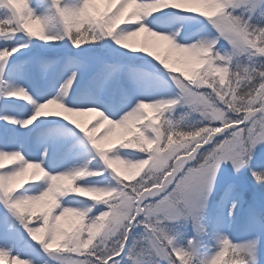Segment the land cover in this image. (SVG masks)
I'll use <instances>...</instances> for the list:
<instances>
[{
    "label": "snow or ice",
    "instance_id": "6c2138e0",
    "mask_svg": "<svg viewBox=\"0 0 264 264\" xmlns=\"http://www.w3.org/2000/svg\"><path fill=\"white\" fill-rule=\"evenodd\" d=\"M8 3L11 6L10 11L7 16H0V29L15 33V37L18 33H23L29 41L38 39L45 44L58 43L67 39L72 42L73 48L78 49L105 41L103 47L107 49L113 62H100L92 73L89 83H106L110 91L119 90L124 95V100L118 107L108 108L106 113L97 106L98 101L90 103L85 96H73L72 86L77 81L79 70L88 71L89 65L69 61L67 67L76 70H73L60 85L57 96L37 102L23 84H9V77L18 74L20 69L15 65L9 67L8 61L21 49L27 48L28 43L18 42L14 47L0 48V98L20 99L34 105L33 114L27 118L21 120L3 116L0 119L12 125L29 128L41 117H60L70 122L83 134L93 153L82 167L51 173L44 167L47 150L41 154L40 160H29L20 149L0 148V154L11 157L7 162L18 161L6 171H0V204L10 214L4 218L5 230L11 231L14 224L18 222L30 239L40 245L45 253L58 254L53 258L58 259L60 264H185V261L181 259L182 250L176 248L173 239L167 235V225L172 224L175 217L179 215L189 218L193 223L195 234L188 240L194 243L198 241L199 232L195 227V202L202 191L204 170L215 162L220 164L219 175L221 166L224 164L222 162L229 159L237 142L246 147L250 139L264 131V104L257 100L262 87L259 77L250 78L242 87L239 96L238 106L241 108L239 114L231 111L233 106L231 91L225 94L223 89L197 85V79L194 77L199 76V73L196 69L204 66L205 63L199 59L197 53L192 51L197 45L178 42L176 37L180 35V29L172 33L158 31L157 28L160 25L157 22L167 9H176L189 14L201 12L202 9L185 11L162 3L160 0H102L101 10L97 0H79L75 6L57 7L56 13L62 18L65 32L63 35H50L45 31L44 20L35 14L31 0H8ZM149 6L152 8L150 14L146 11ZM215 14L216 12L206 13L203 16L208 17L205 20L210 25L209 31L215 33L210 35L212 40L208 42L207 47L215 50L221 41H225L228 47L224 50L231 51L238 46V34L232 23L233 17L220 12L223 19L211 18ZM149 17H152L150 21ZM22 25L24 27H21ZM90 26L97 27L99 32L88 31ZM146 29L149 33L155 34L149 37L154 38L156 46L163 42L169 52L174 51L177 54V62H192L193 67L190 69L192 74H189V71L183 72V76L187 79L176 74L181 72V69L174 67L168 57L161 58L160 55L149 51L147 41L139 49L128 43L133 37L145 33ZM199 47L203 48L205 45L201 43ZM150 56L158 61L159 68L157 64L152 63L154 60L149 59ZM120 57L143 61L155 70L152 73H144L142 69H130L131 76L127 78L129 84L139 81L143 76H148L165 88L174 85L178 91L172 96L137 98L121 83L120 73L123 66L118 62ZM231 69L234 77L232 83L235 84L239 75L249 72L252 65L233 61ZM215 71L221 74L220 78H222L227 69L218 67ZM153 104L158 108L155 116L135 119L141 108ZM53 106L59 111L53 110ZM176 108L186 110L181 118L192 114L198 115L196 124L190 126L188 130H180L171 118L167 120V130H164L165 114H174ZM205 110L210 111L216 118L206 119ZM88 113L94 114L97 118L90 129L76 119ZM225 114H227V120L222 122L221 118ZM160 116H164L162 124L159 122ZM145 119H151V123L144 125L142 121ZM217 124L219 126H216ZM206 130L215 131L212 135H207ZM118 131L122 142L113 150L114 144L109 142ZM187 133L202 138L191 148L174 151L176 137ZM67 147L72 146L68 144ZM120 149H138L144 155L131 161L120 155ZM169 153L170 158L163 160V157ZM97 160L101 166L90 167L92 162ZM161 163L166 164V167L155 178L149 179L147 176L149 168ZM124 164L129 167L139 165L140 170L137 174L139 179L125 177L120 167ZM145 166H148L147 170L140 175ZM30 169H35L38 173L36 176L30 175V179L45 180L46 187L36 192L23 187L22 191L12 194L15 188L20 186V179L28 177ZM105 172H108L116 181L114 185L77 183L92 177L103 176ZM74 179L76 191L61 194V186H71ZM131 180L134 182H127ZM82 189L100 192L103 194V199L99 202L97 199H90L93 204L83 209L61 203V200L70 194L88 198L94 194L93 191L85 192L83 195L77 194ZM108 197L111 199H107ZM225 201L230 203L227 209L228 214L234 201L230 193H225ZM98 203L104 204V210L93 216L91 213ZM66 208L80 210L89 221L88 224L99 217L102 220H114L118 226L107 237L97 235L103 228V223L99 227L94 226L93 238H89L88 235L91 229L86 227L85 233L84 227L83 241L77 247H69L63 243V251H49L60 247L68 234L78 230L79 221L77 225L72 226L66 223L68 219V214L64 212ZM33 216H35V224L31 222ZM135 229H142V233L137 235ZM144 256L148 257L147 261L142 259ZM0 258H3L7 264H13L14 261L15 264H21V256L13 255L12 249L7 247H0ZM27 261L33 264L31 260L27 259Z\"/></svg>",
    "mask_w": 264,
    "mask_h": 264
},
{
    "label": "rangeland",
    "instance_id": "374dc122",
    "mask_svg": "<svg viewBox=\"0 0 264 264\" xmlns=\"http://www.w3.org/2000/svg\"><path fill=\"white\" fill-rule=\"evenodd\" d=\"M78 3L79 0H64V5L67 6H75ZM97 3L100 4L102 10V0H97ZM31 6L35 10V14L43 18L44 13L47 11L48 7H50V0H32ZM7 14L8 13L5 11H0V16H7ZM218 15H220V13H216L215 16L211 18H216ZM169 25L170 24L168 23L167 27H169ZM201 26V24L196 23V28H200ZM207 27L210 29V25L207 24ZM45 31L47 34L51 35H63L65 32V26L63 24L62 18H60L57 14L56 22L53 23L52 26H49V28L45 27ZM211 35H215V33L211 32ZM18 42H27L28 47L21 49L20 52L16 53V55L8 61L9 67L15 65L20 69L18 74L9 77V84L15 85L17 77H20L22 80L21 83L27 87L32 97H36L39 94L42 86H52L56 81L54 79V75L56 76V74L61 71L65 72L76 70L75 68L67 67L69 61H78L80 64L89 65L88 71H84L83 69L79 70L77 81L75 83V86L78 87V92L76 95L80 92L89 90L96 83H98H89V81L92 73L95 71V68L100 62H113L112 57L107 52V49L103 47L105 44V41L103 40L96 44L85 45L83 49H78L73 48L71 42L67 39L58 43L45 44L38 39L29 41L28 38L23 35V33H18L13 40L6 41L0 39V48L14 47ZM227 47L228 45L225 41H221V44L217 45V48L222 52ZM47 60L49 62L44 67L48 68H45L44 70L48 69L51 72L49 75H47V77L43 78L41 84L44 85H35V83H33L35 69L36 67H40V64L43 61ZM118 62L123 66L121 68L120 74H122L125 70H128L127 73L131 76L129 71L130 69H142L144 73H152L155 71L153 68L149 67L140 60H129L127 57H120ZM244 62L245 61L242 59L241 63L243 64ZM157 67L159 68L160 66L157 64ZM192 67L193 64L191 63L187 68L189 74H192L190 71ZM205 67L206 66L204 65L196 69V72L199 74L202 73ZM161 73H163L162 68ZM181 76L182 78L187 79V77H184L183 75ZM57 77H59L58 83L61 85L63 83V76L61 75ZM166 78L167 77L165 76V79ZM194 78L198 79L199 76H195ZM145 80H147L148 84H144ZM139 81H141L140 85L143 87V89H141L143 93L142 97L154 96L160 93L164 94V96H172L178 91L174 85H172L170 88H165L162 84H159L153 78L148 76H143ZM134 83H138V81ZM134 83L132 84L134 85ZM208 91H210V89ZM5 100L6 99L0 98V116L3 115L16 118V116H25L27 114L29 106H14V99H9L8 102H5ZM2 107H4L6 113L1 110ZM185 111L186 110L184 108H176L174 114L166 113L165 115L173 119L174 124H176L178 129L188 130L190 126L196 124V121L199 119V117L196 114H192L181 118ZM163 119L164 116L159 117L160 124H162ZM48 122H50L49 118L44 117V124H48ZM58 122V124L56 123L52 126H47L46 131L42 132H38L33 125L29 128H22L24 135L27 137V145L23 147V151L27 152L28 154H35L38 149L34 143L41 142L45 137H48V145H45L44 147L45 150L49 152L51 161L45 165L46 170L49 171L53 168L56 169L63 165L64 167H70V170L84 166L88 162L90 155L93 154L91 152V148H89L87 151V156H85L84 160L80 161L79 163H74L72 160V150L75 149L77 145H81L82 142L85 141L84 136L75 129L73 130L72 128H68L69 125H72L70 122L64 121L62 118H60ZM149 123H151V119H145L143 122L144 125ZM216 126L219 125L217 124ZM14 127L15 125L6 123L5 121L3 125L0 126V148H2L4 145V147H7L10 150L17 149V147L21 145V142L19 141L13 145L11 141L8 140V138H5V135H12ZM68 144H71L72 147H67ZM119 152L121 156H125L131 161H135L144 155L138 149H120ZM68 154L70 157H68ZM14 163H17V161L6 162L5 168L2 170L5 171L8 168L13 167ZM100 166L101 165L98 160L93 161L90 165L92 168H97ZM147 168L148 166H145V169L141 171L140 175H143ZM250 168L255 170L264 169V146L257 148L255 151L254 157L250 163ZM135 179H139V176L135 177ZM32 182L36 184H30ZM127 182L131 183L134 182V180ZM77 183H94L101 186L102 184L114 185L116 181L111 175H109L108 172H105L103 176L92 177L89 180H82L81 182L78 181ZM19 184L20 186L16 187L12 194L22 191L23 187H28L33 192L41 190L39 188L41 184L44 185V188L46 187L43 180L34 182L30 179L29 175L27 178H21ZM225 193H230L232 199L237 203L235 216L231 220L227 216V209L230 206V203L225 201ZM64 198L65 201L61 200V203L65 206L79 207L83 209L86 206L93 204L90 198L84 196H74L70 194ZM107 199L111 198L108 197ZM103 210L104 204L98 203L95 205L91 215L95 216L98 212ZM254 212H260L262 215H264V186L257 185L253 181L249 168H245L242 173L235 175L233 174L230 164H222L217 178V183L215 184L213 193L210 197L207 211V223L209 224L210 232H226L230 235L234 243L244 241L251 235L256 234L257 231H262L257 221L264 223V220L262 219L264 217H257L254 215ZM9 215L10 214L7 212V209H5L2 204H0V247L12 249L13 255L19 254L20 251L19 255L22 256L21 259L25 263L27 262V264H31V262L27 261V259L31 260L33 264H38L39 262H41L40 264H60L58 259L53 258L58 254L45 253L40 245L36 244L30 239L28 233L23 229V227L20 226L18 222L14 224L15 226L11 231H6L3 226L4 218ZM31 222L35 224L36 221L34 216ZM88 222L89 221L87 218H85L83 221L82 226L85 227V233ZM134 231L137 233V235L142 233V229H135ZM167 231H169L170 235L175 237L174 245L176 248H186L188 239L195 234L190 221L187 224H185L183 221L179 224H169L167 225ZM97 235H99V233ZM21 238H25V243L18 244L17 241H19ZM63 250L64 248L62 241L60 247L50 249L49 251L60 252ZM216 250L217 246L215 244V240L211 238V236L200 240L199 251L202 258H210V256L214 254ZM142 259L147 261L148 257L144 256Z\"/></svg>",
    "mask_w": 264,
    "mask_h": 264
},
{
    "label": "clouds",
    "instance_id": "9594fccd",
    "mask_svg": "<svg viewBox=\"0 0 264 264\" xmlns=\"http://www.w3.org/2000/svg\"><path fill=\"white\" fill-rule=\"evenodd\" d=\"M160 2L185 11L202 9L199 15L200 17L205 16L206 13L213 12H223L233 17L232 23L235 32L238 34V46L233 50H223L222 52L218 48L214 50L213 48L207 47L208 42L212 40L211 36H202L199 40L192 42L193 45H197L192 51L197 53L199 59L203 60L206 66L204 71L199 74L196 83L198 86L206 85L208 87L223 89L225 94L231 91L233 96L231 111L239 114L241 108L238 105L240 104L239 96L242 87L247 84L250 78L258 76L262 87L259 90L257 100L261 104H264V0H160ZM61 6H64V0H50V7L54 12H56L57 7ZM10 7L8 0H0V11L8 13ZM151 10V6L146 9L149 14ZM216 19H223V16L218 15ZM25 23L27 24L28 22ZM21 27H24V25ZM88 31L99 32V29L95 26H90ZM75 34L76 33H74V35ZM145 34L147 36L155 35L149 33L147 29L145 30ZM14 38L15 33L9 32L7 29H0V39L8 41ZM97 38L99 39V36ZM201 43H203L205 47L200 48L199 45ZM242 59L245 61L243 64H251L252 69L249 72L239 75L237 82L233 84L232 81L234 77L232 75L231 65L233 61L241 63ZM218 67L227 69L222 78H220L221 74L215 71ZM146 109H150L153 114L158 111L156 105H148L146 108H141L135 119L140 120L146 118L148 116ZM101 116H103V113H101ZM205 118L215 119L216 117L210 111L205 110ZM169 119H171V117L166 116L164 130H167V120ZM221 119L222 122H226L227 114ZM214 131L215 130H206V134L212 135ZM169 138L171 139V136ZM201 138L202 137L193 136L191 133L176 137L173 150L191 148V146L197 144ZM261 146H264V131H262L259 136L250 139L246 147L237 142L230 153L229 159L222 163L230 164L233 174L235 175H239L245 168H249L253 181L257 185L264 186V169L255 170L250 168L254 153L257 148ZM170 155L169 153L164 156L163 160L166 161L169 159ZM10 159V156L0 154V168L5 167V163ZM120 167L127 178H135L140 170L139 165L136 167H129L127 164H124ZM164 167H166V164L161 163L149 168L147 173L148 178H155L163 171ZM219 168L220 164L213 162L204 170L202 191L195 202V227L199 232L198 241L194 243L192 240H188L186 248H179L183 252L181 259L185 261V264H264V223L257 221L262 231H257L256 234L251 235L248 239L239 243H234L230 235L226 232H210V227L207 223V211L210 197L218 177ZM37 174V170L35 169L31 173L32 176H36ZM86 174L91 175L90 173ZM74 191H76L75 179L71 186H61L60 188L61 194H68ZM88 191L94 192V194L89 197L90 199H97L98 202L103 199L102 193L90 189H82L77 194L83 195ZM236 210L237 203L233 201V206L227 214L230 220L234 218ZM64 212L68 214L66 223L69 226L77 225V221H79V224L77 225L78 230L68 234L63 243L67 244L69 247H77L83 241L84 226L82 225L86 217L76 208H66ZM182 221L185 222V224L189 221L191 222L189 218L179 215L175 217L172 224H179ZM101 223H103L104 226L99 232V237H107L118 226L114 220H102L98 217L96 221L86 226L91 229L88 233L89 238H93L92 231L95 230V227H99ZM191 224L193 227L192 222ZM167 235H169L174 242L175 237L170 235L169 231H167ZM209 236L215 240L217 250L210 258L205 259L200 255L199 243L201 239ZM0 264H7V262L3 261V258H0ZM13 264H15V261Z\"/></svg>",
    "mask_w": 264,
    "mask_h": 264
},
{
    "label": "bare ground",
    "instance_id": "6f19581e",
    "mask_svg": "<svg viewBox=\"0 0 264 264\" xmlns=\"http://www.w3.org/2000/svg\"><path fill=\"white\" fill-rule=\"evenodd\" d=\"M156 15L161 16V14H156ZM199 15H200V12H195V13L189 14V13L179 11L176 9H167V10H165V14L162 15L161 19L158 20V22H157L160 25V27H158L157 30L172 33V32H176L178 29H180L181 30L180 35L178 37H176L178 42H180V43H192L194 41L199 40L200 37H202V36H210L211 35V32L209 31V29L207 27V21L205 20V19H208V17H203V16L200 17ZM151 19H152V17L148 18L149 21ZM168 23L170 24L169 27H167ZM196 23H199L202 26L200 28H196ZM165 24H167V25H165ZM121 26H123V25H121ZM145 41H147L149 43V51H152V52L160 55L161 58L168 57L169 62L172 63L174 67L181 69V72H178L177 74L183 75V72L187 71V68L192 63L190 61L177 62V59H176L177 54L174 51L169 52L167 46L165 44H163V42H161L159 46H156L155 42H154V38L147 36L145 33H140L138 36L133 37L128 43L130 45L136 47L137 49H139L144 44ZM113 46L115 47V45H113ZM121 51H123V50H121ZM142 54L147 55V53H142ZM149 59L154 60V57L150 56ZM48 62H49L48 60L43 61L40 64V67H36L35 73L33 76V83H35V85L36 84L37 85H39V84L44 85V84H41L43 78L47 77V75H49L51 72L48 69L44 70L45 68H48V67H44L47 65ZM152 63L158 64V61L154 60V61H152ZM127 71L128 70H125L121 74V83L124 84V87L126 89H130L137 98H141L143 95V93L141 91V89H143V87H141V85H140L141 81H138V83H134V85L132 83L129 84L127 82V78L130 75H128ZM71 72L72 71H65V72L61 71L58 74H56V76L54 75V79L56 80L54 82V84L50 87L42 86L39 94L33 98L37 102H43V101L47 100L48 98L57 96V94H58L57 90L60 87V84L58 83L59 77H57V76L62 75L63 76V82H64V80H66L67 77L69 75H71ZM21 81H22L21 78L17 77V79L15 81V85L16 84H22ZM144 84H148L147 80H145ZM23 86L26 87L25 85H23ZM77 89H78V87H76L74 84L72 86V95L73 96H77V97L85 96L89 100L90 103L98 101L99 103L97 106H99L102 110L106 111V113L108 111V108L118 107L124 100V95L121 92H119V90H116L114 92L110 91L109 86L106 83L98 82L89 90L80 92L79 94L76 95V93L78 92ZM161 95H164V94L160 93V94L150 96V97L151 98H158ZM8 100L9 99H6L5 102H8ZM133 103H135L134 100H133ZM13 105L14 106H18V105L29 106L27 114L25 116H16L17 119L22 120V119L27 118L33 114V111H34V105L33 104L27 103V102L20 100V99H14ZM1 110L4 111V113H6L4 107H2ZM53 110L59 111V109H55L54 106H53ZM146 112L148 114V117H152L153 115H156V114H153L150 109H146ZM0 117H3V115H1ZM48 118L50 120V122H48V124H44V117H41L40 119H38L33 124V126L35 127V129L38 132L46 131L47 126H49V125L52 126L53 124L59 123L58 121H59L60 117H48ZM76 119L79 120L82 124H84L85 127L90 129L91 125L93 123H95V120L97 118L94 116V114L88 113V114H85L83 116L76 117ZM144 121L145 120H143L142 123ZM3 123H4L3 119H0V126H2ZM105 127H107V126H105ZM68 128H72L73 130L75 129L81 135H83L78 129L75 128L74 125H71V126L69 125ZM101 132H103V129H101ZM97 135H100V133H97ZM5 138H8V140H10L13 145L15 143H17L18 141L21 142V145L19 147H17V149H20V150L22 149L21 151H23L24 150L23 147L27 145V143H26L27 137L24 135L22 127H19L17 125H15V127L13 128L12 135L11 136L5 135ZM120 142H122L121 134L118 131L116 134H114L111 137V140L109 143L114 144L113 150H115V148L117 146H119ZM34 144H35L36 148L38 149V151H36L35 154H28L27 152H24V151L23 152L29 158V160H40L42 158L41 154L45 151L44 146L48 145V137H45L43 139V141L38 142V143H34ZM2 148L6 149L7 147H4V145H3ZM89 148H90V145L86 139L84 142H82L81 145H77V147H75V149L72 150L73 151V153H72L73 154L72 155L73 162L79 163L80 161L84 160L85 156H87L86 153L89 150ZM47 153H48L47 158L44 160V167L48 162L51 161V156H50L48 151H47ZM69 154H68V157H70ZM73 162H72V164H73ZM17 163H18V161H17ZM66 170H70V167H68V166L64 167V165H63V166L56 168V169L53 168V169L49 170V172L57 173V172L66 171ZM0 171H3V170L0 169ZM32 171L33 170H31V169L29 170V174H28L29 177H30ZM32 181H34V180H32ZM43 182L45 183V186H46V181L43 180ZM101 186H109V185L102 184ZM39 188L41 190H43L44 185L41 184L39 186ZM19 254H20V251H19ZM21 258H22V256H21ZM40 263L41 262H39L38 264H40ZM21 264H26V263L21 259Z\"/></svg>",
    "mask_w": 264,
    "mask_h": 264
},
{
    "label": "trees",
    "instance_id": "16d2710c",
    "mask_svg": "<svg viewBox=\"0 0 264 264\" xmlns=\"http://www.w3.org/2000/svg\"><path fill=\"white\" fill-rule=\"evenodd\" d=\"M32 1V0H31ZM45 22V27L49 28V26H52L53 23L56 22L57 19V14L54 12V10L51 7H48L47 11L44 13L43 18H42ZM260 168V167H259ZM62 201H65V198L62 199ZM39 215V214H37ZM254 215H256L257 217H261L264 215H262L260 212H254ZM264 220V218H262ZM25 241V238H22L19 240L20 243H23Z\"/></svg>",
    "mask_w": 264,
    "mask_h": 264
}]
</instances>
